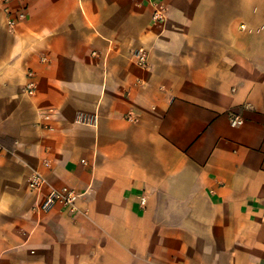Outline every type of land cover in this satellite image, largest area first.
I'll use <instances>...</instances> for the list:
<instances>
[{
	"label": "crops",
	"instance_id": "obj_1",
	"mask_svg": "<svg viewBox=\"0 0 264 264\" xmlns=\"http://www.w3.org/2000/svg\"><path fill=\"white\" fill-rule=\"evenodd\" d=\"M8 8L0 264H264V0Z\"/></svg>",
	"mask_w": 264,
	"mask_h": 264
},
{
	"label": "built area",
	"instance_id": "obj_2",
	"mask_svg": "<svg viewBox=\"0 0 264 264\" xmlns=\"http://www.w3.org/2000/svg\"><path fill=\"white\" fill-rule=\"evenodd\" d=\"M10 0H0V3L6 4V10L10 12L8 8V3ZM24 13L20 12L18 18H23ZM164 18L163 10L162 9H156L154 13V19L161 21ZM14 20V19H12ZM14 22V21H13ZM136 57L138 61L144 65L147 63V55L143 53H136ZM28 92L32 93L35 90V84L33 82H30L27 86ZM30 188L36 192H41L42 189L45 186V180L42 175L35 174L30 182H29ZM80 196V193L71 187H64L63 189H55L51 188L47 194L45 195L44 199L42 200L40 204V209L43 211H48L55 207L57 204H61L67 208H70L71 210H74L76 208V202ZM144 202V201H142Z\"/></svg>",
	"mask_w": 264,
	"mask_h": 264
}]
</instances>
